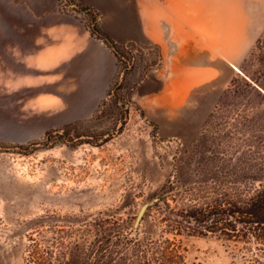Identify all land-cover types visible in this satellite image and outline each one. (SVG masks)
I'll return each mask as SVG.
<instances>
[{
	"label": "rangeland",
	"instance_id": "1",
	"mask_svg": "<svg viewBox=\"0 0 264 264\" xmlns=\"http://www.w3.org/2000/svg\"><path fill=\"white\" fill-rule=\"evenodd\" d=\"M259 36L235 78L251 75L264 94ZM143 58L74 0H0V264H31L35 245L51 264L90 261L103 220L156 236L142 219L154 196L180 167L200 179L193 149L216 128L204 125L208 88L186 103L143 102L136 92L156 63ZM181 241L187 264H247L251 254L211 235Z\"/></svg>",
	"mask_w": 264,
	"mask_h": 264
},
{
	"label": "trees",
	"instance_id": "2",
	"mask_svg": "<svg viewBox=\"0 0 264 264\" xmlns=\"http://www.w3.org/2000/svg\"><path fill=\"white\" fill-rule=\"evenodd\" d=\"M256 80L234 77L213 106L204 125L214 118L216 128L200 137L205 145L193 149L200 179L180 167L176 183L148 205L142 219L152 218L156 236L103 220L91 260L70 264H187L181 237L207 235L243 242L251 252L243 255L247 264H264V94ZM28 256L31 264H51L36 245Z\"/></svg>",
	"mask_w": 264,
	"mask_h": 264
},
{
	"label": "crops",
	"instance_id": "3",
	"mask_svg": "<svg viewBox=\"0 0 264 264\" xmlns=\"http://www.w3.org/2000/svg\"><path fill=\"white\" fill-rule=\"evenodd\" d=\"M74 1L98 15L114 42L131 43L144 61L155 56L144 90L136 92L143 102L165 96L186 103L207 87L213 107L264 29V0Z\"/></svg>",
	"mask_w": 264,
	"mask_h": 264
},
{
	"label": "water",
	"instance_id": "4",
	"mask_svg": "<svg viewBox=\"0 0 264 264\" xmlns=\"http://www.w3.org/2000/svg\"><path fill=\"white\" fill-rule=\"evenodd\" d=\"M142 211H143V210H141V213H142ZM141 213H140V214H141Z\"/></svg>",
	"mask_w": 264,
	"mask_h": 264
}]
</instances>
